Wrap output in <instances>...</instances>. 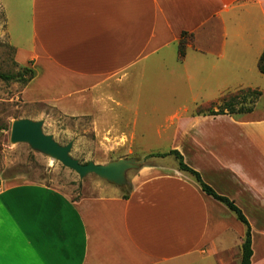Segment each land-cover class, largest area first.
<instances>
[{
  "label": "crops",
  "instance_id": "0c3cea01",
  "mask_svg": "<svg viewBox=\"0 0 264 264\" xmlns=\"http://www.w3.org/2000/svg\"><path fill=\"white\" fill-rule=\"evenodd\" d=\"M0 7L17 40L31 42L25 60L16 52L20 63L34 62L24 102L87 115L103 144L129 145L127 157L146 160L127 198L117 189L72 199L45 183L0 179L4 264H240L246 227L234 212L178 163L166 169L145 159L167 152L148 145L166 143L242 209L251 264H264V0ZM247 87L261 91L252 111L196 114L199 104Z\"/></svg>",
  "mask_w": 264,
  "mask_h": 264
},
{
  "label": "rangeland",
  "instance_id": "374dc122",
  "mask_svg": "<svg viewBox=\"0 0 264 264\" xmlns=\"http://www.w3.org/2000/svg\"><path fill=\"white\" fill-rule=\"evenodd\" d=\"M15 30L12 24L6 27V16L0 7V72L17 73L24 66L34 69V62L27 61L28 63L22 64L17 60V53L22 59L27 58L26 55L31 50L29 47L31 42L17 40L18 33ZM10 33L14 42L12 44H20L17 49L10 43ZM25 85L21 80L6 81L0 78V179L9 177L16 181L45 183L61 190L72 199L97 196L117 189H120L122 194L128 191L132 185V176L138 168L127 172L126 183L122 186L111 184L94 173L80 178L77 172L33 150L28 143L11 141L13 121L26 116H35L42 117L44 131L52 134L59 143L65 145L75 139L71 154L82 163L94 161L105 164L124 154H131L129 145L103 144L101 137L92 127V118L87 115L71 116L60 112L51 104L24 102L22 90ZM148 146L151 151H168L171 148L169 143ZM153 157L149 158L148 162L160 161L166 169L178 162L172 155L163 156L164 158L159 160ZM262 243L264 244V241Z\"/></svg>",
  "mask_w": 264,
  "mask_h": 264
},
{
  "label": "trees",
  "instance_id": "16d2710c",
  "mask_svg": "<svg viewBox=\"0 0 264 264\" xmlns=\"http://www.w3.org/2000/svg\"><path fill=\"white\" fill-rule=\"evenodd\" d=\"M184 35L187 33H183ZM185 50V41L182 39L180 42V56H184ZM259 69L264 74V52L261 54L259 58ZM35 76V70L29 67H22V69L17 73H5L0 72V78L6 81L12 80H21L25 84H27L30 80H32ZM261 95V91L259 89L247 87L242 88L236 91H227L224 93L219 102L212 103H204L199 104L196 107V114H220V113H241V112H250L253 110L255 103L259 99ZM215 107H218V110H215ZM173 155L177 159L178 168L182 171L190 173L202 189L215 197L217 200L224 203L230 210L234 212L236 217L245 225L246 231L244 236V241L242 244V254L240 264H251L252 256H253V247H252V229L250 222L242 209L229 197L218 194L210 185H208L201 177V174L190 167L184 160L183 155L177 149H171L167 152L160 153H150L145 156V159L152 156H167ZM120 157H127L125 154ZM118 159V158H117ZM132 190V185H130V189L123 193V196L127 198L129 196L130 191Z\"/></svg>",
  "mask_w": 264,
  "mask_h": 264
},
{
  "label": "water",
  "instance_id": "95a60500",
  "mask_svg": "<svg viewBox=\"0 0 264 264\" xmlns=\"http://www.w3.org/2000/svg\"><path fill=\"white\" fill-rule=\"evenodd\" d=\"M44 120L29 117L15 119L11 127V141L13 143H28L35 151L43 153L64 166L74 170L84 178L88 174H96L111 184L122 186L126 183L127 172L140 168L143 160L137 157L118 158L105 164L89 161L82 163L72 156L74 141L63 145L52 134L44 131Z\"/></svg>",
  "mask_w": 264,
  "mask_h": 264
},
{
  "label": "snow or ice",
  "instance_id": "6c2138e0",
  "mask_svg": "<svg viewBox=\"0 0 264 264\" xmlns=\"http://www.w3.org/2000/svg\"><path fill=\"white\" fill-rule=\"evenodd\" d=\"M2 250H3V238L2 235H0V255H2ZM0 264H4V262L0 260Z\"/></svg>",
  "mask_w": 264,
  "mask_h": 264
},
{
  "label": "built area",
  "instance_id": "2783aa9c",
  "mask_svg": "<svg viewBox=\"0 0 264 264\" xmlns=\"http://www.w3.org/2000/svg\"><path fill=\"white\" fill-rule=\"evenodd\" d=\"M3 190V187H2V184L0 183V193L2 192Z\"/></svg>",
  "mask_w": 264,
  "mask_h": 264
}]
</instances>
